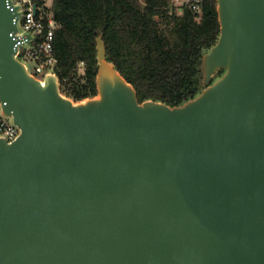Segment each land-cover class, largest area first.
Wrapping results in <instances>:
<instances>
[{"label":"water","instance_id":"water-1","mask_svg":"<svg viewBox=\"0 0 264 264\" xmlns=\"http://www.w3.org/2000/svg\"><path fill=\"white\" fill-rule=\"evenodd\" d=\"M215 1L203 89L169 106L139 102L102 34L98 97L41 83L0 0V101L21 129L0 139V264H264V0Z\"/></svg>","mask_w":264,"mask_h":264},{"label":"trees","instance_id":"trees-1","mask_svg":"<svg viewBox=\"0 0 264 264\" xmlns=\"http://www.w3.org/2000/svg\"><path fill=\"white\" fill-rule=\"evenodd\" d=\"M142 1L143 6L138 0L52 1L54 70L63 95L80 101L97 94L100 34L108 60L135 88L139 102L178 106L201 92L202 57L220 35L216 1L204 0L201 15L170 0Z\"/></svg>","mask_w":264,"mask_h":264},{"label":"built area","instance_id":"built-area-1","mask_svg":"<svg viewBox=\"0 0 264 264\" xmlns=\"http://www.w3.org/2000/svg\"><path fill=\"white\" fill-rule=\"evenodd\" d=\"M12 6L19 9L16 57L25 65L27 72L35 79L44 83L50 74H56L54 66V36L57 23L52 13L43 14V0H10ZM172 5L180 9L186 7L194 14L201 15L204 0H170ZM28 35L32 38L28 39ZM21 134L20 127L14 122L13 116L4 111L0 101V139L7 143L14 142Z\"/></svg>","mask_w":264,"mask_h":264},{"label":"rangeland","instance_id":"rangeland-1","mask_svg":"<svg viewBox=\"0 0 264 264\" xmlns=\"http://www.w3.org/2000/svg\"><path fill=\"white\" fill-rule=\"evenodd\" d=\"M52 1H53V0H43V6L41 7V9H42V12H43L44 15L48 14V13L51 11ZM138 4H139L140 6H143V1H142V0H138ZM80 65H81V66H80V73H81V72H83V66H82V64H80ZM222 74H223V71H220V72L215 76V78H214L213 80L219 78ZM202 89H203V88H202ZM202 89H201V91H202ZM95 97H98V91H97V94H96L95 96H93V97H87V98H84V99H82V100H80V101H74L72 98H71V99H72L74 102L78 103V102L86 101L87 99L95 98Z\"/></svg>","mask_w":264,"mask_h":264}]
</instances>
